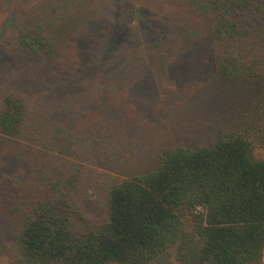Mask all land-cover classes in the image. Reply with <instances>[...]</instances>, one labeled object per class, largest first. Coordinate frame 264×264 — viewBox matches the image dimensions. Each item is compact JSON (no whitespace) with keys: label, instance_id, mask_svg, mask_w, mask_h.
I'll use <instances>...</instances> for the list:
<instances>
[{"label":"trees","instance_id":"16d2710c","mask_svg":"<svg viewBox=\"0 0 264 264\" xmlns=\"http://www.w3.org/2000/svg\"><path fill=\"white\" fill-rule=\"evenodd\" d=\"M167 2L172 32L210 40L219 84L264 83V0ZM18 42L40 67L31 86L0 92V219L14 264H264V156L247 134L166 148L154 167L115 176L103 168L154 139L127 85L79 78L84 56L50 34ZM75 82L80 95L53 100ZM89 192L101 208L93 219Z\"/></svg>","mask_w":264,"mask_h":264},{"label":"rangeland","instance_id":"374dc122","mask_svg":"<svg viewBox=\"0 0 264 264\" xmlns=\"http://www.w3.org/2000/svg\"><path fill=\"white\" fill-rule=\"evenodd\" d=\"M171 17L167 0H0V92L31 86L40 66L18 41L22 32L41 31L56 49L73 45L84 56L79 78L125 83L153 126V140L104 171L127 177L154 167L166 148L208 145L229 130L247 134L254 154L264 156V83L219 84L210 40L186 41L169 29ZM77 83L59 86L53 100L76 98ZM84 201L86 215L98 217L99 197L89 192ZM17 258L10 224L0 219V264Z\"/></svg>","mask_w":264,"mask_h":264}]
</instances>
